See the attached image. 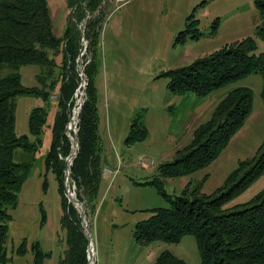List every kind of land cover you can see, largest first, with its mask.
<instances>
[{"label": "rangeland", "instance_id": "374dc122", "mask_svg": "<svg viewBox=\"0 0 264 264\" xmlns=\"http://www.w3.org/2000/svg\"><path fill=\"white\" fill-rule=\"evenodd\" d=\"M102 5L95 14L87 11V18L81 23V31L87 34L89 23L101 15L95 83L98 132L104 146V179L95 211L86 207L93 233L95 264H153L165 250L188 264H201L194 235H185L178 243L154 241L142 245L134 240L133 230L138 221L148 218L153 209L170 206L156 187L140 184L152 180L162 164L172 162L176 153L191 142L194 131L207 122L217 105L237 88H249L253 92V110L243 127L209 166L188 176L167 179L165 192L178 196L189 187L192 192L200 189L202 194L211 195L224 185L240 162L252 159L263 146L261 75H248L206 97L193 93L174 95L168 89L169 78L163 76L169 70L188 66L227 44L249 37L257 42L256 54L262 52L264 41L256 37L261 18L255 0H104ZM48 6L54 32L63 37L69 22L75 21L77 0H48ZM190 15L200 20L201 38L176 44ZM217 18L219 26L216 33H212ZM82 46V58L86 57V61L83 63L81 58L78 70L83 81V70L91 53L88 42L83 39ZM56 61L61 62V55L56 56ZM20 72L23 85L31 87L37 82L36 74L40 73V68L25 66ZM81 91L76 93L74 108L81 105ZM56 94L53 92L49 102L29 95H20L16 99V131L19 135H29V114L35 107H45L48 120L41 135V145L37 143V137L29 136L30 142L35 143V150L18 149L15 152V162L30 163L32 168L19 194L18 206L11 212L13 219L9 223L8 241L11 260L7 264H34L30 247L25 255L12 252V247L16 248L24 237L29 245L38 242L40 249L47 253L40 264H59L64 256L65 231L60 223L62 196L59 182L52 172H45V158L57 111ZM135 126L136 130H146L147 135L128 145L125 141ZM73 133L72 127L71 137H74ZM45 176L47 187L44 191ZM72 191L77 198L74 183ZM262 191L264 174L227 203L225 209L245 204ZM65 196L68 200L66 186ZM42 212L46 215L44 222L41 221Z\"/></svg>", "mask_w": 264, "mask_h": 264}, {"label": "trees", "instance_id": "16d2710c", "mask_svg": "<svg viewBox=\"0 0 264 264\" xmlns=\"http://www.w3.org/2000/svg\"><path fill=\"white\" fill-rule=\"evenodd\" d=\"M103 1L77 0L75 21H70L64 36L58 37L54 32L48 0H0V264L11 260L8 255L11 212L18 206L19 194L32 168L30 163L15 162V152L18 149L26 152L35 150V143L30 142L29 136L37 137V143L41 145V135L48 120L47 109L35 107L29 114V135H19L16 131V99L20 95H29L49 102L55 91L57 111L45 158V172L56 176L62 196L60 223L65 231V248L59 264H88V239L80 215L65 196L64 159L71 152V141L65 129L83 79L78 70V59L83 51V36L78 26L87 18V11L89 14L99 12ZM255 6L261 18L256 37L264 41V0H255ZM100 18L101 15L92 20L87 27L88 33H84L91 58L84 67L87 89L78 125L80 150L71 166L77 198L91 212L96 209L105 166L104 146L98 132L95 83ZM218 26L217 18L212 33H216ZM201 35L200 20L190 15L176 44L199 40ZM257 50L256 40L249 37L227 44L188 66L169 70L163 76L169 78L168 89L174 95L193 93L206 97L248 75L259 74L263 78L264 101V50L256 54ZM59 55L60 63L56 61ZM82 61L85 63L86 57ZM25 66L40 68V73L36 74L37 85H23L20 70ZM252 110L251 89L241 87L231 91L217 105L210 119L194 131L191 142L176 153L175 159L162 164L152 180L140 184L156 187L170 206L151 210L148 218L135 224L133 237L137 243H178L185 235L191 234L197 240L201 264H264V191L245 204L225 209L227 203L264 174V144L252 159L240 162L224 185L211 195L202 194L200 189L192 192L187 187L181 195L171 196L164 189L167 179L191 175L215 161L243 127ZM146 135V130H136L135 126L125 143L134 144ZM46 187L45 176L44 191ZM45 218L42 212L41 221L44 222ZM29 247L34 253L33 263L40 264L47 253L40 249L38 242L29 245L24 237L16 248L12 247V252L25 255ZM153 264L188 263L165 250Z\"/></svg>", "mask_w": 264, "mask_h": 264}, {"label": "water", "instance_id": "95a60500", "mask_svg": "<svg viewBox=\"0 0 264 264\" xmlns=\"http://www.w3.org/2000/svg\"><path fill=\"white\" fill-rule=\"evenodd\" d=\"M78 30H81V25L78 26ZM82 32V36L84 37V32ZM83 40L85 41V38H83ZM82 58V54H80L78 62L81 60ZM83 75H84V70H83ZM86 89H87V83H86V79H84L82 81V84L80 85L78 91H81V100H80V107L79 108H74L73 112L77 111V124H76V130H74L73 136L71 137V135L68 133V128H69V124L72 121V119H70L69 123L67 124V127L65 129V134H67L68 138L71 141V145H72V151L70 153V155L64 159L65 162V186L67 188V197H68V201L70 204H72L74 206V208L78 211L79 215H80V220H81V224H82V228L84 231V234L86 235L87 239H88V246H87V254H88V264H91V259L93 257V233L91 228L89 227L88 224V219H87V208L85 203L81 202L79 199H77L76 197H73V191H72V187H73V180H72V176H71V166L73 165L75 159L78 157L79 154V150H80V142H79V138H78V125L80 122V113L82 110V106L86 100Z\"/></svg>", "mask_w": 264, "mask_h": 264}, {"label": "bare ground", "instance_id": "6f19581e", "mask_svg": "<svg viewBox=\"0 0 264 264\" xmlns=\"http://www.w3.org/2000/svg\"><path fill=\"white\" fill-rule=\"evenodd\" d=\"M72 119V121L69 124V128H68V133L70 134V132L72 131V127H73V131L76 130V124H77V111L73 112V116L70 118ZM71 135V134H70ZM72 136V135H71ZM73 197H75V194L73 193ZM91 264H95V250H94V246H93V257L91 259Z\"/></svg>", "mask_w": 264, "mask_h": 264}]
</instances>
